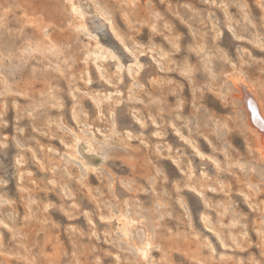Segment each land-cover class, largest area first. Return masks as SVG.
<instances>
[{"label": "rangeland", "instance_id": "obj_1", "mask_svg": "<svg viewBox=\"0 0 264 264\" xmlns=\"http://www.w3.org/2000/svg\"><path fill=\"white\" fill-rule=\"evenodd\" d=\"M232 76L264 98V0H0V264H264Z\"/></svg>", "mask_w": 264, "mask_h": 264}, {"label": "bare ground", "instance_id": "obj_2", "mask_svg": "<svg viewBox=\"0 0 264 264\" xmlns=\"http://www.w3.org/2000/svg\"><path fill=\"white\" fill-rule=\"evenodd\" d=\"M132 1L133 0H129V2H132ZM69 7L79 17V21L77 24V26L79 28H82V29L89 31V34H90V32L97 33L99 31V29H101V26H99V25H93V24L88 25L86 23V21L84 20V17H82L81 12H79V10L76 6H74L73 4H70ZM108 20H109V18H108ZM107 22L109 23V21H107ZM111 27H114V26L111 25ZM111 30H112V28H111ZM94 42H96V41H94ZM97 48H99V49L94 52V56L96 58H98L99 56L102 55L100 52H103V55L104 54L108 55V57L114 56V54L111 51H108L106 49L102 50L101 47H97ZM112 50H113V48H112ZM90 57H92V56H90ZM230 81L232 84L231 86L233 87V96L237 99L239 111L242 113L241 114L242 118H243L242 124L244 126V129H246L251 134V136H252L251 139H253L254 143L257 145L259 156H261V158L263 159V161L262 160L261 161L264 162V98H263L262 94L260 93V91L254 85L250 84L243 77L232 76L230 78ZM92 144L93 143L91 140L87 139L84 141L83 138L80 137L78 134H74L73 140H72V145H71L72 146L71 149L73 150V152L70 153L71 156L77 157L79 152H82V151H87L89 153L92 150ZM82 164L87 166L86 165L87 163L85 161H83ZM87 168H88V166H87ZM117 221L119 222L117 225V229L120 232V234L122 235L124 241L129 246H131V248L136 252V254H138V256H140L142 259H147V257L149 256V252L152 248L153 224L148 222L147 218H145V217H141V219H135V218L129 217L127 215H120L118 217Z\"/></svg>", "mask_w": 264, "mask_h": 264}]
</instances>
